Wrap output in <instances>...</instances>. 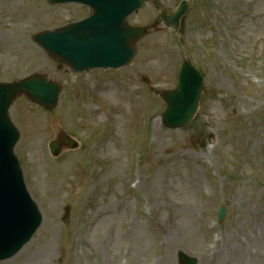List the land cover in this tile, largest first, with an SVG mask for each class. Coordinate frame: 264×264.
I'll return each mask as SVG.
<instances>
[{
    "label": "rangeland",
    "instance_id": "1",
    "mask_svg": "<svg viewBox=\"0 0 264 264\" xmlns=\"http://www.w3.org/2000/svg\"><path fill=\"white\" fill-rule=\"evenodd\" d=\"M263 34H264V29H263ZM22 62L24 63L25 60H23ZM166 64H167V59L165 61V70H167V65ZM158 70H160V69L158 68ZM249 104L251 106H255V103L250 102ZM170 134L171 135H176V133H170ZM167 137H168V135H167ZM169 145L170 144L167 143L165 145V147L166 146H169ZM28 150H29V153H30L29 155L31 157V160H32V163H33V166H34L35 175H36L37 179L45 183V185H42L43 192H47V193L51 192L53 190V187H54V184H55L52 181L51 176L50 175L49 176L47 175V168L50 169L51 165H49L48 163L43 162V160L41 158L40 151H39V147L37 149V153L36 154L34 153L33 150H31V147H29ZM110 154L113 155V156H116L118 154L117 151L114 149L113 146L110 149ZM162 154H163V152L160 151L158 155L161 156ZM37 158L40 159V162H41L40 165H38L36 163V159ZM263 158H264V156H262L261 159H263ZM164 170H165V175L169 176L170 180L181 181L185 187H187L188 189L192 190V192L194 194L195 201L197 203V191H196V187H195V185H193V186L190 185L189 180H187L186 171L181 167V164L179 162H176L171 167H170V164L169 165L167 164L165 166V169ZM164 170H162V172H160V175L161 176H164ZM251 171H252V169H251ZM248 182L249 181H246L244 184H248ZM247 189H248L247 186H245L243 188V191H245L244 193H248V192H246ZM169 191L170 192L165 196V205H171L172 202H176L177 203L176 206H178L180 203L185 202L183 196L181 195L182 192L176 191L174 188L173 189L170 188ZM246 195H248V194H246ZM186 207H187V205L184 204V205H182L181 207L178 208V213L176 214V216H177L176 221L173 222V224H172L174 228H176L179 225L184 226L182 224L183 223L182 222L183 221V217L185 216V213H184L183 210ZM197 207H198V211L200 212V207L198 206V203H197ZM109 209H110V206H104L103 207V211H108ZM181 211H183V212H181ZM49 218L51 219V221H53L54 223H56L57 218H56L55 213L53 215H51ZM109 220L110 219H108V218H104L103 220H101L97 224V227L100 226V225L104 226V224L109 223L108 222ZM171 221H173V219L170 218V222ZM119 227H120V225H118L117 228H119ZM261 230L263 231V229H261ZM53 232H54V244H55V247H56V254H55V250L54 249H51L50 252H49V254L50 255H53L52 257H49L47 255H42L41 257H39V258H37L35 260V264H67L68 263L67 262V257H66V251H65V249L63 247V244L59 240L58 228H57V230L55 228H53ZM165 232H166V234H169V235L170 234H175L174 232H172L170 230H167V229H165ZM122 237H125V235H123ZM105 238L106 237H105V234H104L102 240H105ZM41 240H42V238L36 239L35 240V244L36 243H40ZM170 240H171L170 241L171 246L167 249V252L170 251L173 254V249L176 248L177 245H179L181 243V239H179V236H177V238L175 240H174V238H171L170 237ZM99 249H101V244L95 246L94 252L88 250L87 248H84L83 251H84V254H85L86 258L91 263H94L97 260V257H96L95 252L99 251ZM100 252L103 253V251H100ZM173 256H174V254H173ZM103 260L105 262H108V257L105 255L103 257ZM88 262L86 264H88Z\"/></svg>",
    "mask_w": 264,
    "mask_h": 264
}]
</instances>
